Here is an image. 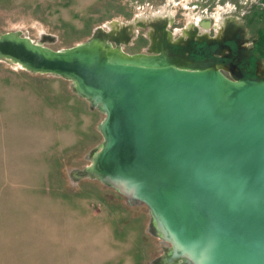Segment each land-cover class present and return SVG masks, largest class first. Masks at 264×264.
Returning a JSON list of instances; mask_svg holds the SVG:
<instances>
[{
	"label": "water",
	"instance_id": "1",
	"mask_svg": "<svg viewBox=\"0 0 264 264\" xmlns=\"http://www.w3.org/2000/svg\"><path fill=\"white\" fill-rule=\"evenodd\" d=\"M96 30L52 51L0 36V61L69 80L104 115L102 144L75 173L143 204L171 248L156 264H264V79L161 49L129 55Z\"/></svg>",
	"mask_w": 264,
	"mask_h": 264
},
{
	"label": "rangeland",
	"instance_id": "2",
	"mask_svg": "<svg viewBox=\"0 0 264 264\" xmlns=\"http://www.w3.org/2000/svg\"><path fill=\"white\" fill-rule=\"evenodd\" d=\"M256 1L0 0V36L17 32L62 51L96 30L113 35L115 46L125 25L131 44L121 48L133 55L148 49L135 36L156 19L180 31L208 14L210 21L237 19L262 56L264 7L251 8ZM246 75L256 76L255 67ZM103 119L69 80L0 61V264H156L171 248L152 234L146 206L75 175L102 144Z\"/></svg>",
	"mask_w": 264,
	"mask_h": 264
},
{
	"label": "flooded vegetation",
	"instance_id": "3",
	"mask_svg": "<svg viewBox=\"0 0 264 264\" xmlns=\"http://www.w3.org/2000/svg\"><path fill=\"white\" fill-rule=\"evenodd\" d=\"M261 5L264 7V0H257L251 8L254 6L261 7ZM233 7L236 9L235 4ZM194 8H198V6ZM249 12L242 16V21L247 18ZM205 16L208 17V14H205L203 19H193L189 29L185 26L180 31L172 29V23L169 24L166 19H156L150 29L144 30L142 27L143 30L139 31L135 38L145 41L148 48L145 53L150 49L159 50L163 46L170 54L184 56L193 62H212L221 67V72L231 79H264V52L260 56L256 48L257 37L240 26L235 18L231 21L228 19V21L222 22L220 15L213 21ZM129 28L130 26H122L124 36L115 38L117 41H121L120 47L123 43L126 46L131 44L130 39L125 34L129 32ZM262 39L264 41V35H262ZM260 64H262L261 68L259 67ZM253 67H255L257 75H246L252 73Z\"/></svg>",
	"mask_w": 264,
	"mask_h": 264
}]
</instances>
